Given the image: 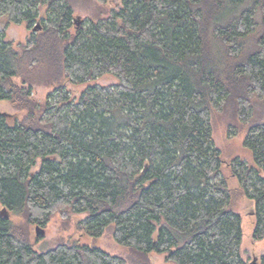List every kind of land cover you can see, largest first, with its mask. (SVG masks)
<instances>
[{"label": "trees", "instance_id": "16d2710c", "mask_svg": "<svg viewBox=\"0 0 264 264\" xmlns=\"http://www.w3.org/2000/svg\"><path fill=\"white\" fill-rule=\"evenodd\" d=\"M78 1L0 0V21L31 31L17 48L0 29V101L26 110L14 122L0 113V264H130L79 242L38 251L12 218L46 226L57 211L86 214L94 238L113 226L131 264L153 252L249 264L232 204L254 202L253 237L264 239V113L251 119L264 110V0H98L116 6L77 25ZM105 74L117 82L66 89ZM36 84L53 87L44 102ZM230 104L251 121L253 163H229L235 189L212 125Z\"/></svg>", "mask_w": 264, "mask_h": 264}, {"label": "rangeland", "instance_id": "374dc122", "mask_svg": "<svg viewBox=\"0 0 264 264\" xmlns=\"http://www.w3.org/2000/svg\"><path fill=\"white\" fill-rule=\"evenodd\" d=\"M115 1L102 3L98 0H80L75 6V18L77 25L85 21H96L100 16H106L111 8L115 7ZM43 9V8H42ZM26 23L17 24L8 22L6 18L0 21V29L5 30L6 39L11 40L15 47L27 40L30 30L26 28ZM117 82V79L111 74L89 81V83L76 84L66 82V89L70 95L77 97L89 85H110ZM53 88V87H52ZM51 86L46 84H36L34 86V97L36 101L44 102L47 95L53 91ZM0 113L4 114L9 122L21 120L26 115V110L16 109L9 101H0ZM264 113L262 105L258 103L256 111L253 114L254 119ZM241 123L235 115L233 104L227 105L223 111L215 110L213 113V136L215 144L222 150L224 158L223 173L227 177L228 185L231 189L239 187L238 180L232 176L229 163L235 158H240L249 163H253L251 152L243 145L245 134L249 128L250 122ZM233 208L242 216V253L244 259L252 264L258 261L264 254V239L255 240L253 231L255 227L254 202L246 197L238 198L233 204ZM2 206L0 205V209ZM86 214L63 213L57 211L54 213L46 226L40 224H28L25 217L12 216L18 225L26 226L29 231L28 237L35 244V249L45 251L61 242H79L82 244L96 245L104 250L126 258L131 264L134 258L132 250L128 246L117 243L113 235V226L109 227L105 233L94 238L86 232L80 221L85 219ZM45 229V234L37 236L36 227ZM27 231V232H28ZM38 239V240H36ZM148 259L151 264H173L166 260L165 254L150 253Z\"/></svg>", "mask_w": 264, "mask_h": 264}, {"label": "water", "instance_id": "95a60500", "mask_svg": "<svg viewBox=\"0 0 264 264\" xmlns=\"http://www.w3.org/2000/svg\"><path fill=\"white\" fill-rule=\"evenodd\" d=\"M37 29H41V25L40 23H38L37 27L35 26L34 30H37ZM0 215H3V216H9V211L7 210L6 207H3L0 209ZM36 234L38 236L40 235H44L45 234V229L44 228H41L40 226H37L36 227ZM256 264V261L254 262Z\"/></svg>", "mask_w": 264, "mask_h": 264}]
</instances>
